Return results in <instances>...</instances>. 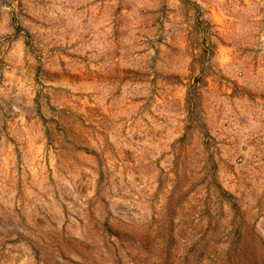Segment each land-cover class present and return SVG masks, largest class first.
<instances>
[{"label": "rangeland", "instance_id": "374dc122", "mask_svg": "<svg viewBox=\"0 0 264 264\" xmlns=\"http://www.w3.org/2000/svg\"><path fill=\"white\" fill-rule=\"evenodd\" d=\"M0 264H264V0H0Z\"/></svg>", "mask_w": 264, "mask_h": 264}]
</instances>
